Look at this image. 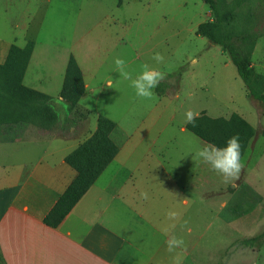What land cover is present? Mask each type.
<instances>
[{"label":"rangeland","instance_id":"obj_1","mask_svg":"<svg viewBox=\"0 0 264 264\" xmlns=\"http://www.w3.org/2000/svg\"><path fill=\"white\" fill-rule=\"evenodd\" d=\"M222 11L233 17L225 23L226 31L264 34V1L224 0ZM209 19L210 7L200 0H0V65L12 45L34 42L25 85L57 102L73 56L89 85L81 105L91 111V123L100 116L110 119L116 137L161 132L163 178H200L196 153L202 141L180 129L188 109L209 107L210 117L236 113L246 119L257 134L241 159L239 177L228 183L220 177L219 183L227 185L221 191L209 186L204 199L199 194L181 219L192 222L180 225L192 229L182 233L184 246L169 252L165 238L164 249L176 264H264V104L248 97L228 53L196 34ZM156 53L164 56L163 63L152 58ZM117 57L125 60L133 78L144 64L164 74L151 99L137 97L130 81L120 77ZM51 104H35L40 117L24 126H44L43 134L66 136L54 113V122L43 120ZM172 116L175 122L167 124ZM21 128L1 130L0 136L17 138ZM246 240L251 243L244 244Z\"/></svg>","mask_w":264,"mask_h":264},{"label":"crops","instance_id":"obj_2","mask_svg":"<svg viewBox=\"0 0 264 264\" xmlns=\"http://www.w3.org/2000/svg\"><path fill=\"white\" fill-rule=\"evenodd\" d=\"M252 66L264 75V34L255 44ZM28 88L36 90L33 86ZM88 88L85 83L82 98ZM61 92L62 89L58 103L41 93L50 97L66 136L43 134V128L36 125L20 129L17 138L0 136V258L4 264L172 263L164 249L165 238L191 234V228L180 227L187 221L181 222L184 214L197 204L199 194L202 199L209 194V186L218 191L227 185L220 184L221 176L202 160L198 180L189 176L182 181L173 174L163 178L166 169L161 132L155 137H150V131L142 137H134L135 132L116 137L115 129L111 140L119 151L111 164L58 228L47 226L45 217L77 176L65 162L66 157L91 139L98 128V120L91 123V111L82 108V98L72 106ZM175 97H180L179 92ZM190 109L199 114L197 117L204 112L209 116V107ZM218 117L222 116L213 118ZM175 120L172 116L167 124L172 125ZM185 121L186 118L181 119L182 132L188 131ZM201 141L202 145L206 143ZM142 192L148 194V199L141 197ZM176 202L184 211L180 206L176 208ZM172 206L179 214L175 220L167 216Z\"/></svg>","mask_w":264,"mask_h":264},{"label":"trees","instance_id":"obj_3","mask_svg":"<svg viewBox=\"0 0 264 264\" xmlns=\"http://www.w3.org/2000/svg\"><path fill=\"white\" fill-rule=\"evenodd\" d=\"M200 1L209 5L213 19L201 23L196 34L228 53L244 83L248 97L264 104V75L258 73L252 66V55L260 35L253 32L226 31L225 23L229 25L233 17L230 13L222 11L224 0ZM258 1L263 2L264 0ZM34 47L35 43L32 41L23 48L12 45L5 62L0 65V131L25 127L27 122L37 120L36 117H40L37 111L40 109L33 108L34 105L50 101V97L47 95L24 85L25 73ZM84 93L83 73L75 58L71 56L66 69L61 97L75 106ZM45 110L47 115L43 117V120L50 121L52 119L54 122L53 113L55 114V112L52 107ZM41 127L44 129V126ZM186 128L204 142L219 147L225 146L230 137L238 136L241 145V159L257 134L255 128L236 113L230 118H213L204 112L201 116L196 117L194 125L188 123ZM115 129V122L100 116L97 131L92 138L66 157L65 162L77 172V176L45 217L44 223L47 226L58 228L111 164L119 151L118 146L111 140V134ZM261 134L264 138V128ZM250 243V240L244 241L246 245ZM0 264H4L1 258Z\"/></svg>","mask_w":264,"mask_h":264},{"label":"clouds","instance_id":"obj_4","mask_svg":"<svg viewBox=\"0 0 264 264\" xmlns=\"http://www.w3.org/2000/svg\"><path fill=\"white\" fill-rule=\"evenodd\" d=\"M157 63L164 62V56L160 53H156L152 57ZM116 71L120 77L130 81V87L134 90L135 95L142 99H151L155 93L154 89L158 87L161 80L164 78V74L159 70L150 67L147 64L142 66V70L133 78L131 73L126 71L125 60L117 57L114 61ZM111 83V81H109ZM199 114L197 112L188 109L185 112L186 123L195 124L196 117ZM204 163L209 165L210 169L223 178V182L228 183L230 180L239 177L241 169L243 167L241 163V145L239 143L238 136H232L227 141L225 146L219 147L212 143H204L202 147L196 153ZM143 199H148L146 192L141 193ZM178 213L175 211H169L167 216L169 219L175 220L178 218ZM187 221L184 222L187 225ZM168 251L172 252L176 248L184 246L183 238H178L175 235H171L167 240Z\"/></svg>","mask_w":264,"mask_h":264}]
</instances>
